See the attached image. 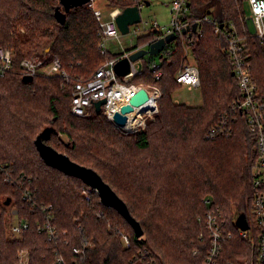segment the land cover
Wrapping results in <instances>:
<instances>
[{
	"label": "trees",
	"instance_id": "16d2710c",
	"mask_svg": "<svg viewBox=\"0 0 264 264\" xmlns=\"http://www.w3.org/2000/svg\"><path fill=\"white\" fill-rule=\"evenodd\" d=\"M142 1L107 0L112 9L122 10ZM239 4L187 0L189 12L183 19L210 16L220 23L236 22ZM57 8L64 11L59 0H0V48L13 49L17 57L13 72L0 79V165L7 167L0 173V264H18L22 249L32 252L31 264H56L59 254L69 264H145L139 258L130 262L140 250L149 251L158 264H201L208 246L200 221L205 198L213 199L228 220L236 215L252 219V168L258 149L244 112L232 107L242 97L227 43L208 23H201V31H192L186 42L200 71L201 106L174 100L173 94L181 89L176 81L185 57L181 45L162 61L160 80L146 64L131 83L148 80L145 83L161 88V114L148 129L123 136L102 111L88 118L72 115L73 82L62 87L58 76L24 81L20 62L45 56L48 48L73 81L90 77L121 55H101L99 25L88 5L72 9L65 25L57 23ZM160 36L149 31L138 38L136 47H146ZM249 48L252 77L264 97V43L252 38ZM222 117L231 135L209 138ZM48 128L52 132L44 142L80 166L95 169L140 223L143 239L137 240L130 224L104 206L97 192L87 198L89 186L45 164L35 141ZM62 136L69 138L67 144ZM23 187L30 188L38 208L24 200ZM7 199L13 203L10 210ZM48 206L51 209L44 212ZM11 210L17 212L19 222L29 223L17 235L6 228ZM48 213L55 240L48 234ZM120 231L131 236L129 250L123 247ZM87 239L93 247L85 257L76 256L74 247Z\"/></svg>",
	"mask_w": 264,
	"mask_h": 264
},
{
	"label": "built area",
	"instance_id": "2783aa9c",
	"mask_svg": "<svg viewBox=\"0 0 264 264\" xmlns=\"http://www.w3.org/2000/svg\"><path fill=\"white\" fill-rule=\"evenodd\" d=\"M147 0L142 1L140 8L145 5ZM242 2V10L238 24L229 21L220 23L210 16L198 19L195 21H186L183 18L189 12L187 0H173V16L170 26H160L158 22H141L136 26L135 31L143 32L142 34L154 31L160 34V38H164L169 34L175 33L176 39L167 44L161 52V61L165 60L168 56L178 50V45L184 50V61L180 66L177 74L176 81L181 87H187L190 91L199 89L201 85L200 71L193 55L191 48L186 45L187 40H190L192 31L199 32L201 23H208L215 28L217 35L221 36L227 43V53L233 62V73L238 81L241 91V100L235 103L232 107L234 112H244L247 119L251 133L255 135L256 146L258 149V158L252 168V182L253 189L252 199V219L251 222L247 220L249 228L239 232H234L228 220L221 210L215 206L214 200L205 198L204 204L206 211L204 217L200 221L203 223L205 233L207 235V251L204 257L205 260L201 264H264V97L261 96L257 84L252 77V64H251V49L249 48V40L254 38L264 43V0H236ZM88 8L93 12L98 25L99 36L101 43L99 51L101 55L106 56L110 54L107 48L109 41H114L118 48L123 47V39L121 32L116 23V17L123 12L122 9L116 8L111 10L108 18H104L100 10L95 8L94 0H91ZM193 24H198L196 30H193ZM132 26L130 27L131 30ZM141 28L143 30L141 31ZM190 28V30H188ZM184 31H187L184 33ZM141 35V36H142ZM140 36V37H141ZM138 37V38H140ZM158 39V40H159ZM156 42V41H155ZM154 43V42H153ZM151 43L146 47L132 46L129 49H123L117 54H121L117 58L108 61L104 66L98 68L90 77L85 79L71 80L69 74L62 67L61 60L58 57H51L50 54L45 56H35L32 58L24 59L20 62L21 72L24 76H43L61 78V86L65 87L67 84L73 82V97L71 102L72 115L80 118L91 117L97 111L95 105L101 100H106V104L102 106V112L107 117L112 126L124 134H132L141 132L146 125V121L159 112V100L162 97V90L159 86L134 84L131 81L142 75L144 68L151 65L155 72L156 80H160L163 76L162 63L152 62L150 59L159 56H149L145 61V57L131 62V72L125 77L119 76L115 71V65L123 58L130 57V55L143 50L149 49ZM17 57L13 49L0 48V78L6 77L12 73L15 67ZM150 61V64H149ZM141 89H145L150 98L141 110L135 116L129 117L126 126H119L114 121L116 112H120L123 105L129 104L130 99L136 95ZM176 103H180L175 100ZM124 105V106H125ZM116 106H119V111H116ZM236 119V118H235ZM225 117L220 119V122L212 128L209 132V138L215 139L231 135V130ZM6 166L0 165V173L6 171ZM95 191L88 188L85 191L86 197ZM96 192V191H95ZM34 194L29 187H23V198L33 208H38ZM51 206L45 207L42 210L48 211ZM16 216V211L13 212ZM100 215H103L101 213ZM52 219L51 214L47 216L48 234L50 239H56L55 228L50 225ZM238 219V218H237ZM236 219V225H237ZM29 223L17 222L11 227V234L17 235L21 231L26 230ZM41 229V225L38 224ZM204 233L200 238L203 239ZM120 237L124 249L131 248V236L120 231ZM137 238V240H141ZM93 247L92 240L84 241L80 246L73 249L74 254L79 257H85L87 251ZM26 252H19V260L21 264H29ZM198 250L194 251L196 255ZM134 256V255H133ZM141 259L145 264H158L152 257V254L147 250H140L131 261ZM27 259V260H26ZM56 264H69L67 259L59 254L56 258ZM73 264H80L74 262Z\"/></svg>",
	"mask_w": 264,
	"mask_h": 264
},
{
	"label": "water",
	"instance_id": "95a60500",
	"mask_svg": "<svg viewBox=\"0 0 264 264\" xmlns=\"http://www.w3.org/2000/svg\"><path fill=\"white\" fill-rule=\"evenodd\" d=\"M60 4L63 6L64 11L60 8L56 9L55 18L57 23L60 25H65L67 23V14L74 8L82 7L90 3L91 0H59ZM146 6H149L150 3L146 2ZM141 12L140 6L135 4L134 6L127 7L123 10L121 14L116 17L117 26L122 35H127L130 33V27L137 25L141 22ZM198 24L193 25V30H196ZM190 30V28H188ZM187 31H184L186 33ZM176 34L167 35L164 38L159 39L158 41L152 43L149 49L140 50L130 57H125L121 59L115 65L116 73L125 77L131 72V62H135L142 57L147 55L149 56H159L162 57L161 52L164 50L167 44L172 43L176 39ZM234 76V73L232 74ZM25 82H33V76H24ZM150 98L145 89H141L136 93L134 97L130 99L129 104L123 106L120 112H116L114 115V121L119 126H126L128 121L127 114L134 111L135 108H141ZM106 104V100H101L96 103L95 110L97 113L102 111V106ZM52 132V129H46L35 141V146L37 151L45 162L47 166L55 168L67 176L75 177L80 179L84 184L94 189L101 199V203L107 208L115 209L123 218L130 224L133 228L135 237L141 238L144 236V230L141 227L140 223L131 215L128 206L126 203L118 196V194L112 189V187L106 183L103 178L92 168H87L85 166H80V164L72 161L67 155L58 152L52 146L44 142L45 139L50 138L49 135ZM12 200L7 199L6 206L11 204ZM237 226L242 230H247L249 228L247 218L245 215H239L237 219Z\"/></svg>",
	"mask_w": 264,
	"mask_h": 264
},
{
	"label": "rangeland",
	"instance_id": "374dc122",
	"mask_svg": "<svg viewBox=\"0 0 264 264\" xmlns=\"http://www.w3.org/2000/svg\"><path fill=\"white\" fill-rule=\"evenodd\" d=\"M233 1H236V0H233ZM146 2H149L150 5L149 6L144 5L140 8V11H142L141 12L142 21L148 22V23L156 21V22H158V25H160V26H170L172 16H173V11H174L173 4H172L173 0H147ZM236 2L238 4L240 2L241 4H239V10H238L239 16H238L236 22L232 21L235 24L239 21V17L241 16L240 11L242 10V2L241 1H236ZM94 5H95L96 9H98L102 12L103 17L105 19L109 17L111 10H113L112 7L109 6L107 0H94ZM116 8H119V7H116ZM213 11H214V9H212V12ZM136 28H137L136 26H132L129 34L121 35V38L123 39V42H124L122 48H118V46H116V43L114 41H109L107 43L108 50L111 53H118V52H121V50H123V49H129L130 47L135 46L138 43V37H140L144 33V31L140 32V33L135 31ZM142 30H143V28H141V31ZM214 34L216 36L220 37L219 35L216 34L215 30H214ZM47 53H50V48L47 49ZM155 58H156V61H158L159 63H162V61L159 59V57H155ZM148 59H149V57L147 56L145 58V61H147ZM0 79H2V78H0ZM146 81L148 82V80H146ZM146 81H144L143 84L149 85V83H145ZM201 88H202V86L199 87V89H195V90L190 91L185 86L181 87L180 90L179 89L176 90L175 93L173 94L174 100H178L180 103H185L188 105L201 106V105H203ZM177 104H179V103H177ZM38 111L42 112L41 109H38ZM160 114L161 113H160V107H159V112L154 114V116L152 118H150L146 121L145 128L142 131L148 129L149 128L148 124L150 122H154L155 120H157ZM115 131H117L119 134H121L123 136L136 134V133L124 134L117 129H115ZM61 138L64 140L63 142L65 144H67L69 142L68 137L62 136ZM155 143H161V142L159 140H156ZM240 152H242L241 149L239 151H237V153H240ZM239 156H240V154H238L237 160H238ZM118 178H119V176H118ZM214 203H216V202H214ZM12 205H13V203L11 205H9L8 207H10V208H7V209L10 210L12 208ZM216 207H218V206H216ZM13 212H14V210L10 211L8 222H6V228L9 229L10 232H11L12 225L14 223L19 222L17 216H13L14 215ZM234 217L235 218H232L230 220L231 221L230 225H231V228L234 232H239V228L236 225V219L238 217H237V215ZM21 251L26 252L25 254H27V259H28V260L27 259L26 260L28 261L29 264H31V253L32 252H30L29 249H22V250L18 251V253H17L18 264H21V262L19 260V256H18L19 252H21Z\"/></svg>",
	"mask_w": 264,
	"mask_h": 264
},
{
	"label": "bare ground",
	"instance_id": "6f19581e",
	"mask_svg": "<svg viewBox=\"0 0 264 264\" xmlns=\"http://www.w3.org/2000/svg\"><path fill=\"white\" fill-rule=\"evenodd\" d=\"M122 105L124 106L125 104H121L120 107H121ZM115 109H116V111H119L120 108H119V106H116ZM141 109H142V108H141ZM141 109H140V108H135L134 111L131 112V113L129 114V117L135 116V114L138 113V111L141 110Z\"/></svg>",
	"mask_w": 264,
	"mask_h": 264
}]
</instances>
